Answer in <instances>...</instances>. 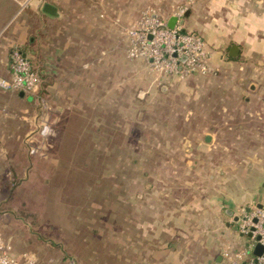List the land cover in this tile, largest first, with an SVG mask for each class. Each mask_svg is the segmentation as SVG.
Segmentation results:
<instances>
[{"label": "crops", "instance_id": "crops-1", "mask_svg": "<svg viewBox=\"0 0 264 264\" xmlns=\"http://www.w3.org/2000/svg\"><path fill=\"white\" fill-rule=\"evenodd\" d=\"M46 2L56 5L58 14L44 10ZM184 3L188 9L182 26L204 37L211 71L179 79L149 66L148 90L177 87L183 95L182 119L188 125L179 133L183 145L178 150L189 156L182 171L191 170L193 177L181 185L194 191L193 197H175L178 204L168 214L177 221L151 226L161 228L154 229L153 251L194 250L197 237H189L185 246L169 234L196 232L207 233L199 243L206 252L170 259L154 255L153 261L136 264H224L218 250L228 245L237 250L242 240L234 235L232 220L243 207L264 200V0H0V74L11 75V51L22 48L41 76L37 88L47 91L55 106L72 92L84 97L94 87L88 81L94 71L83 72L80 59L116 58L123 26L131 25L146 6L168 19ZM33 94L0 88V192L9 185L12 170L26 168L30 130L25 108ZM48 136L38 130L32 138L45 141ZM30 148L35 154L43 143ZM198 218L200 229L192 230Z\"/></svg>", "mask_w": 264, "mask_h": 264}, {"label": "rangeland", "instance_id": "rangeland-1", "mask_svg": "<svg viewBox=\"0 0 264 264\" xmlns=\"http://www.w3.org/2000/svg\"><path fill=\"white\" fill-rule=\"evenodd\" d=\"M125 28L116 58L80 59L83 72L94 71L88 80L94 87L84 97L75 91L55 106L50 94L37 88L27 101L26 168L12 170L0 192V237L18 259L32 255L36 264H69L71 259L75 264H136L153 261L154 255L170 259L206 252L199 243L208 235L196 232L169 234L185 246L189 237H197L187 254L178 248L162 255L153 251L155 230L161 228L151 226L177 221L168 214L178 204L175 197L194 195L193 188L182 189L193 173L182 171L189 156L178 150L183 145L179 133L188 123L177 87L148 90L151 70L146 60L127 57ZM88 60L89 67L83 65ZM45 121L51 123L47 140L33 139ZM41 143L40 152H30L31 145ZM200 225L198 218L191 228ZM245 244L242 238L238 250Z\"/></svg>", "mask_w": 264, "mask_h": 264}, {"label": "built area", "instance_id": "built-area-1", "mask_svg": "<svg viewBox=\"0 0 264 264\" xmlns=\"http://www.w3.org/2000/svg\"><path fill=\"white\" fill-rule=\"evenodd\" d=\"M188 9V4H181L174 13L181 19ZM164 16L155 7L148 6L140 16L126 26V55L129 59H144L150 68L167 77L186 79L195 74L211 71L209 52L204 37L193 30L179 27L178 23L170 27ZM11 75L0 74V87L8 90L34 91L41 81V76L31 59L20 47L11 51ZM51 123L45 121L41 132L48 136ZM260 206L243 207L235 220L234 228L246 244L240 250L229 245L223 249V257L228 264H264V200ZM262 245L261 252H255L257 245ZM69 264H75L69 260ZM0 264H36L34 256L18 259L9 252L0 237Z\"/></svg>", "mask_w": 264, "mask_h": 264}, {"label": "water", "instance_id": "water-1", "mask_svg": "<svg viewBox=\"0 0 264 264\" xmlns=\"http://www.w3.org/2000/svg\"><path fill=\"white\" fill-rule=\"evenodd\" d=\"M44 10H46L47 12L51 13V14H58V8L56 5L50 3V2H46L44 4ZM187 12H185L184 15H186ZM183 22H184V16L181 18V19H178V17L176 15H171L168 20H167V23L170 27H174L177 23L179 25V27H182L183 25ZM231 54H235V52H230ZM24 91H22L23 93ZM260 206H262L263 204L262 203H259ZM238 217H236L237 219ZM263 249L262 245L258 244L256 249H255V252H261Z\"/></svg>", "mask_w": 264, "mask_h": 264}, {"label": "flooded vegetation", "instance_id": "flooded-vegetation-1", "mask_svg": "<svg viewBox=\"0 0 264 264\" xmlns=\"http://www.w3.org/2000/svg\"><path fill=\"white\" fill-rule=\"evenodd\" d=\"M225 264H227V262Z\"/></svg>", "mask_w": 264, "mask_h": 264}]
</instances>
